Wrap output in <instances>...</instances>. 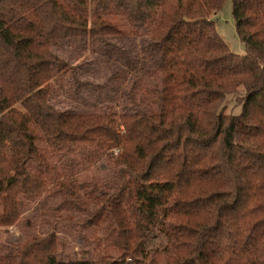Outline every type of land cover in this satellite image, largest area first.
Returning <instances> with one entry per match:
<instances>
[{
  "label": "trees",
  "instance_id": "trees-1",
  "mask_svg": "<svg viewBox=\"0 0 264 264\" xmlns=\"http://www.w3.org/2000/svg\"><path fill=\"white\" fill-rule=\"evenodd\" d=\"M224 2L0 0V226L53 185L94 232L80 257L54 229L0 264H264V0H232L243 54L211 16ZM133 32L152 53L110 40ZM109 58L146 76L120 112L51 102L64 75L77 92L78 69ZM100 160L82 199L75 167Z\"/></svg>",
  "mask_w": 264,
  "mask_h": 264
},
{
  "label": "rangeland",
  "instance_id": "rangeland-1",
  "mask_svg": "<svg viewBox=\"0 0 264 264\" xmlns=\"http://www.w3.org/2000/svg\"><path fill=\"white\" fill-rule=\"evenodd\" d=\"M211 16L216 20L220 34L230 48L236 53H245L246 46L236 30L232 0H225L222 8L214 10ZM110 40L135 59L141 55L147 56L152 53L148 35L142 32L141 34L133 32L124 36H112ZM74 58L72 62L77 63ZM104 61L106 63L100 62L98 65H89L78 69V77L82 83L77 92L72 89L74 82L71 78L64 75L62 77L63 84L54 87L51 102L59 108L82 106L83 109H94L99 106L104 111L120 112L130 101V97H126L124 94L125 88L134 86L140 89L146 76L138 69L129 70L122 59L118 64L110 58ZM241 91L242 94L243 90L241 89ZM237 94L233 93L229 96L227 111L240 112L241 103L237 99ZM87 101L89 105L85 104ZM94 103L96 106L93 105ZM115 115L118 120V114ZM103 166L102 160L92 164L89 169L84 171H82L81 165H77L75 176L80 177V180L72 187L76 190H74L75 194H79L84 199V190L81 189L85 187L82 184L89 185V183L102 178L105 175ZM22 199L25 206L20 222L8 227L0 226V248L3 249L18 242L22 243L36 234H44L54 229L58 230L66 253L72 256L80 257L84 252L94 247L91 238L87 240L84 237V235H88V237L93 235V229L83 224V213L75 208L69 200L64 199V194L59 188L50 185L39 196L31 198L24 196Z\"/></svg>",
  "mask_w": 264,
  "mask_h": 264
}]
</instances>
